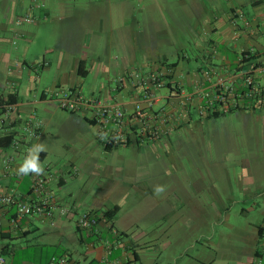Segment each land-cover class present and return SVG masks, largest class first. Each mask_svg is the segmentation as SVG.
Returning <instances> with one entry per match:
<instances>
[{"label":"rangeland","instance_id":"rangeland-1","mask_svg":"<svg viewBox=\"0 0 264 264\" xmlns=\"http://www.w3.org/2000/svg\"><path fill=\"white\" fill-rule=\"evenodd\" d=\"M212 2L217 3L215 7H224L223 0ZM191 5V0L183 4L180 0H0V93L4 85L8 90L7 83H12L13 78L3 70L4 53L14 70L16 64L27 63L18 80V91L26 101H31L30 92L39 96L52 88L61 61L67 65L74 58H82L90 68V62L97 57L104 60L119 57V46L111 45L116 34L112 31L126 14L123 8L131 9L130 14L144 26L147 14L155 11L153 22L164 26L171 23L170 14L165 22L159 10L151 7L161 6L170 13L177 11L179 23L185 27L194 24V18L186 14ZM244 9L245 13H251L252 7L248 4ZM134 28L141 35L139 25ZM179 33L178 46L187 45L192 58L191 32L183 28ZM44 63L48 69H42ZM103 83L106 80L92 72L83 79V91L90 94ZM31 113L34 124L42 125L41 139L29 137V118L23 116L15 134L19 144L25 139L29 147L43 142L47 156L41 160V152L39 159L53 172L63 161L79 167L78 175L65 174L68 189L76 193L68 198V204L76 202L78 208L62 207L71 210L72 215L73 209L76 215L87 213L85 208H92L94 203V207L102 203L104 210L121 204L116 217L121 223L132 222L130 233H149L139 246L147 264H245L248 261L257 235L256 225L264 213V113L234 112L212 119L193 133L187 132L184 148L174 156L161 153L160 158L152 154L150 146L118 148L110 153L96 143L90 147L79 143L78 139L87 136L90 127L85 122L79 125L75 117L84 116L65 112L50 99L41 107L34 105ZM1 121L0 118L2 127ZM94 146L97 150L92 153ZM143 170L149 175L143 176ZM146 183L152 185V197H146L150 207L140 204L144 199L140 189ZM195 184L202 190L194 191ZM157 185L166 188L160 196L154 193ZM245 186L251 189L253 198L242 192ZM173 193H182V200L173 204L175 207L159 206L162 197ZM78 215L71 223L72 228ZM35 225L40 229L34 228L27 238L6 242L10 263L41 264L53 254L64 252L67 247L64 237L56 234L54 228ZM73 255L81 259L77 253ZM81 263L84 264L82 259Z\"/></svg>","mask_w":264,"mask_h":264},{"label":"crops","instance_id":"crops-1","mask_svg":"<svg viewBox=\"0 0 264 264\" xmlns=\"http://www.w3.org/2000/svg\"><path fill=\"white\" fill-rule=\"evenodd\" d=\"M209 1L191 0L192 5L186 10L188 12L186 14L194 18V24L185 27L181 26L182 23H179L181 20L179 21L177 17V11L170 13L161 6L151 7L159 10V14H161L165 22L168 20L166 15L170 14L169 21L171 23L166 22L164 26L153 22L155 20V11L147 14V17H145L146 25L144 26V23L141 25L139 21L135 20L134 15L130 14L131 9L123 8L122 11L126 14H123V19H120L117 25H114L112 31L116 32V34H113L115 39L111 45L115 47V43H117L121 50L119 57H111L108 60L97 57L90 62V68H88V61L82 58H74L72 61L67 62V65L61 61L56 68L55 81L52 88L42 91L39 96L33 91L35 90L34 88L33 92H30L33 98L31 101H26L25 98L19 95L18 91V80L23 76L27 63L16 64L17 69L14 70L8 55L4 53L1 59L4 64L3 70L7 73L6 76L13 77L12 83L16 86L15 90H12L11 87L8 88L10 85L8 82V90H6L4 85L0 96L7 97L11 92L15 91L18 101L14 105L15 109L13 111L0 117L3 123L2 127L0 126V138L6 134H17L21 118L26 116L29 118L27 123H31L38 134L36 137H29L41 139L42 125L34 124L35 120L31 115L32 107L34 105L41 107L42 104H45L50 99L49 94L60 89H79L83 91V79L87 78L92 72H96L97 76L106 80V83L101 84L97 91H92L90 94L84 91L83 93L100 96L106 102L121 103L126 111L131 112L134 109V102L142 99L143 91L134 85L132 79H127L122 85L119 84V79L125 78L127 74L132 72H138L142 75H159L166 82L165 88L155 93V102L152 103L151 108H148L150 114L162 111L167 115L166 127H161V129L165 130V134L156 142H146L142 145L133 143L129 147L120 148L140 149L144 146H150L153 149L152 154L156 158H160L161 153L167 156H174L177 150L184 148L183 144L188 139L187 132L193 133L195 129L204 127L206 122L216 119L201 116L199 113V107L203 103L201 98L203 90L209 89L219 79H223L225 83L232 80L240 84L243 81L244 73L252 72L257 66H264V0H223L224 7H215L217 3ZM184 2L185 0H180V3L183 4ZM248 4L252 7L251 13H245L244 6ZM246 21L250 23L249 26H246ZM136 24L137 26L139 25L141 30V35L139 36L135 33L134 25ZM183 28L191 32L190 34L193 38L190 45L192 58L189 57L187 45L181 44L178 46L179 31ZM81 61L85 62L86 70L88 71L86 77H82L79 74ZM42 69H48V65L44 63ZM207 72L211 74L212 84L206 81L205 73ZM169 83L172 85L169 86ZM50 101L54 100L50 99ZM144 107H146V103H144ZM234 112L264 113V106L251 110L235 109L232 113ZM80 114L84 118L75 117L79 125H84L85 122L90 127V131L87 136L83 135L78 139L79 143L81 142L87 147L96 143L103 150L110 153L114 149H118L107 150L99 138V130L95 122L91 120V114ZM3 117H6V119ZM74 138L77 137L75 136ZM91 138L94 140L92 141ZM28 142L26 139L22 141L21 146L24 149L20 146L16 152L12 149H0V176L3 174L4 162L7 157L14 158L13 169L16 171L26 155V146L29 147ZM96 150L94 146L92 153H95ZM10 152H12L13 156ZM46 156L47 152L44 151L40 154V159L42 160ZM44 168L49 169L52 174L48 188L56 202L60 206L78 208L76 202L68 204V198H72L76 193L68 189L69 182L66 180L65 174L73 173V175H78L80 173L79 167L74 163L63 161L58 164L57 170L54 172L50 166ZM144 175L149 174L144 172ZM1 184L5 193L13 192L15 197L18 198L30 193L31 180L29 175L23 178L1 177ZM55 185H57L56 189L54 188ZM192 187L194 191L199 192L202 190L198 184ZM245 187H242V192L253 198L254 196L250 195L252 193L251 189ZM140 191L143 193L144 198L140 201L141 206L148 204L150 207V200H146V197L150 196L151 199L152 185L143 184V189H140ZM181 194L173 193L167 198L162 197V201L158 200L159 202L161 201L159 206L163 208L175 207L173 204L182 200ZM95 205L96 203H94L92 208H85V212L103 215L108 210H111H104L102 203L94 207ZM253 207H251V210H253ZM118 208L119 213L122 205L120 204ZM243 211L245 212L246 210ZM77 215L74 214L68 218H63L59 211H56L52 219L43 217L26 218L19 223L15 233H9L10 226L8 222H4L2 235L3 238H8H0V249L6 247L9 251L10 248L9 245H6V242L27 238L34 228L40 229L35 225L37 223L41 227L54 228L56 234L64 237L67 247H64V252L60 254L70 256L79 264H82L81 259L84 264H125L129 262L132 264H147L142 256L144 251L140 250L139 246H141L140 241L147 237L149 233L142 231L140 234L133 235L130 233L132 232L130 231L131 228H133L132 222L121 223L120 219L116 217L117 215L111 220L105 217V219L100 221L98 227L91 232L81 231L77 226L78 219L74 221V228L71 227V223ZM256 231L257 235L253 238L252 251L245 264H264V213L256 225ZM110 244H112L111 249L108 248ZM77 246L79 247L78 250ZM73 252L77 253L81 259H75ZM55 255L57 254H53L41 264H47ZM12 264L15 263L12 262Z\"/></svg>","mask_w":264,"mask_h":264},{"label":"built area","instance_id":"built-area-1","mask_svg":"<svg viewBox=\"0 0 264 264\" xmlns=\"http://www.w3.org/2000/svg\"><path fill=\"white\" fill-rule=\"evenodd\" d=\"M250 23L246 21V26ZM208 83L212 84L211 74L205 73ZM127 79H132L134 85L142 89V99L134 102V109L126 111L123 104L118 102H106L96 95H86L79 89L58 90L49 94L50 99L56 101L60 108L69 113H87L91 114V120L95 122L99 130V138L105 148L129 147L133 143L142 145L146 142H156L165 134L162 126L166 127L167 115L160 111L159 113L148 112L152 103L155 102V93L165 88L166 82L156 74L142 75L138 72L127 74L125 78L119 79L122 85ZM11 86H16L10 83ZM203 103L199 107L201 116L210 113L220 112L228 114L235 109L261 108L264 106V66H257L252 72L243 74L242 83L235 81L225 83L223 79L211 85L209 89L202 92ZM146 103V107H144ZM6 113L15 109V106L5 105ZM30 136H38L36 129L28 123ZM133 136V137H132ZM24 140L20 141L21 142ZM18 141L12 145V150L20 147ZM13 157H7L2 176H0V234L4 232V222L9 224V233H15L19 223L32 216L52 219L55 212L60 215L70 217L71 210L60 206L54 196L49 191V183L52 174L49 169H45L43 175H29L31 180L30 193L24 197H15L13 192L5 193L1 184V177H18L13 169ZM74 213L75 209H73ZM12 211L14 213L12 214ZM103 215L96 213H84L78 215L77 226L81 231L91 232L96 229ZM112 248V244L108 246ZM0 264H12L7 256L0 254ZM47 264H79L68 255H55Z\"/></svg>","mask_w":264,"mask_h":264},{"label":"trees","instance_id":"trees-1","mask_svg":"<svg viewBox=\"0 0 264 264\" xmlns=\"http://www.w3.org/2000/svg\"><path fill=\"white\" fill-rule=\"evenodd\" d=\"M87 73H88V71L86 70L85 62L81 61L79 64V74L82 77H86ZM171 85L172 84L169 83V86H171ZM11 88H12V90H15V86H11ZM17 101H18L17 100V94L15 91L11 92L7 97L0 96V117L3 116L4 114H6V112H7L6 109L3 108L5 105L12 106V105H15L17 103ZM232 112H233V110L230 111L229 113H232ZM225 115H227V114L220 113V112H214V113H210V114L206 115L205 117H207V118H219V117H222ZM15 141H17L15 134H6V135L2 136L0 138V149H5V150L12 149V145ZM21 144H22V142H21ZM111 149L112 148H107V150H111ZM14 152H16V150ZM10 154L13 156L12 152H10ZM118 210H119V208L115 207V208L105 212L103 214V216L106 217L107 219L111 220L118 213ZM13 213H14V211H12V214ZM0 238L7 239L8 237L3 238V235L0 234ZM0 252H1V255H4V256H7L9 253L8 248H6V247L0 249ZM125 264H132V263L129 262V263H125Z\"/></svg>","mask_w":264,"mask_h":264},{"label":"clouds","instance_id":"clouds-1","mask_svg":"<svg viewBox=\"0 0 264 264\" xmlns=\"http://www.w3.org/2000/svg\"><path fill=\"white\" fill-rule=\"evenodd\" d=\"M44 151H46V145L43 142L27 148L23 162L16 169V174L19 176H27L30 174L36 176L43 175L45 168L40 162L39 154ZM165 190L166 188L163 185H157L154 187V193L157 196L162 195Z\"/></svg>","mask_w":264,"mask_h":264}]
</instances>
